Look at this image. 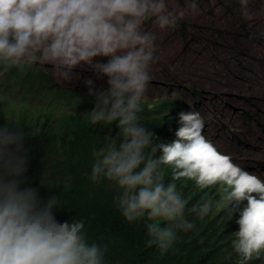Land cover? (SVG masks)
Returning <instances> with one entry per match:
<instances>
[{
	"label": "clouds",
	"instance_id": "1",
	"mask_svg": "<svg viewBox=\"0 0 264 264\" xmlns=\"http://www.w3.org/2000/svg\"><path fill=\"white\" fill-rule=\"evenodd\" d=\"M235 2L242 17L256 18V0ZM198 14L199 0H186L185 7H170V0H0V82H6L3 72L24 69V75L42 77L45 92L36 98L50 102L56 115L66 108L94 126L115 124L116 135L109 131L93 151L89 179L115 188L114 206L127 223H144L149 247L164 255L180 233L204 221L212 237L235 222L231 248L237 264H264V179L204 134L198 110L179 111L161 123L168 143L142 123L143 111L154 107L145 100L159 59V32ZM149 21L153 30L145 27ZM37 64L51 66L45 69L63 81L90 66L107 87L97 90L88 79V94L82 95ZM83 97L87 104L77 100ZM29 134L17 124H0V264H107L108 243L92 240L83 219L59 220V197H42L28 182ZM165 169L171 170L169 181ZM178 181L188 182V198ZM226 219L230 223L223 226Z\"/></svg>",
	"mask_w": 264,
	"mask_h": 264
},
{
	"label": "trees",
	"instance_id": "2",
	"mask_svg": "<svg viewBox=\"0 0 264 264\" xmlns=\"http://www.w3.org/2000/svg\"><path fill=\"white\" fill-rule=\"evenodd\" d=\"M23 70L3 72L6 88L5 91L0 89V124H17L28 130V182L40 190L42 197H59V220L83 219L92 240L103 238L108 243L107 264H237L231 248V232L238 230L235 222L212 237L205 233L210 223L204 221L196 225L194 231L180 233L175 248L164 255L157 246L149 247L144 223H127L114 206L115 188L107 181L93 183L89 179L93 151L102 146L109 131L116 135L115 124L94 126L86 117L68 114L66 108L56 115L50 102L46 105L36 98L45 92L42 77L27 71L24 75ZM10 83L20 86L22 98L11 95ZM77 100L89 102L87 97ZM182 106L180 101L154 105L148 112L143 111L147 117L142 118V123L153 129L160 142L168 143L162 140L161 129L166 125L161 123L176 118ZM162 112L166 115H161ZM150 113L160 116L150 118ZM169 130L171 134V128ZM170 179L171 170L165 169V180ZM177 185L188 198V182L178 181ZM253 264H261V261H253Z\"/></svg>",
	"mask_w": 264,
	"mask_h": 264
},
{
	"label": "rangeland",
	"instance_id": "3",
	"mask_svg": "<svg viewBox=\"0 0 264 264\" xmlns=\"http://www.w3.org/2000/svg\"><path fill=\"white\" fill-rule=\"evenodd\" d=\"M176 6L185 7L186 0H170V7ZM262 9L264 2L256 0V18L250 22L241 16L235 0H199L198 15L181 20L185 24L179 22L175 29L159 32L164 41L174 40L177 55L196 58L210 76L190 77L185 70L177 71L174 65L161 60L166 55L173 58V53H162L159 46L145 105L180 101L184 105L180 111L198 110L204 118V134L221 151L232 155L234 162L264 179V104L252 92L259 65L254 58L258 53L249 46L260 36L257 19ZM145 27L153 30V23L149 21ZM260 42L264 48V38ZM188 51L191 53L187 54ZM261 55L260 68L264 71V50ZM33 67L82 95L88 94V79L93 80L97 90L107 87L106 78L98 79L90 66L77 69V75L68 81L57 79L45 69L51 66ZM5 88V82H0L1 91ZM10 91L14 98H22L18 84L10 83ZM228 223L230 219L223 226Z\"/></svg>",
	"mask_w": 264,
	"mask_h": 264
},
{
	"label": "bare ground",
	"instance_id": "4",
	"mask_svg": "<svg viewBox=\"0 0 264 264\" xmlns=\"http://www.w3.org/2000/svg\"><path fill=\"white\" fill-rule=\"evenodd\" d=\"M255 10V9H254ZM264 10H261L258 13V19L257 23L260 27L261 31L259 32L260 36H256L254 41H251L250 48L255 50V53H258V55H255V60L257 64L259 65V68L256 70V73L259 75L253 78L252 82V92L253 94H257L258 98L263 101L264 104V71L261 70L260 64L262 62V51L264 50L262 46L261 39L264 38V15L262 14ZM243 42V41H242ZM158 47L160 46L162 48L161 52L165 54H172L173 58L169 55L164 56L161 58L162 61L167 62L169 65H174V68L177 71L185 70L189 73L190 77H197V78H203L210 76V72L206 71L204 68V65L196 59H190L187 56L183 55H177L175 51V43L174 40L170 42H166L163 40V36L159 35L158 38ZM191 53L190 51L187 52V54Z\"/></svg>",
	"mask_w": 264,
	"mask_h": 264
}]
</instances>
